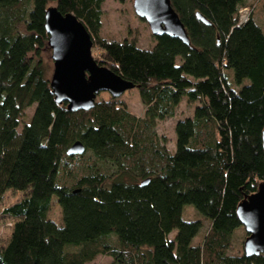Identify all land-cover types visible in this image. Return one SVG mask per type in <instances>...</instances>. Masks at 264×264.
<instances>
[{
    "label": "trees",
    "instance_id": "1",
    "mask_svg": "<svg viewBox=\"0 0 264 264\" xmlns=\"http://www.w3.org/2000/svg\"><path fill=\"white\" fill-rule=\"evenodd\" d=\"M102 3L0 0V204L8 191L24 194L2 211L13 223L0 264H86L99 255L111 264H264V254L230 253L243 228L236 207L264 181V32L254 10L240 23L246 0H170L189 44L152 35L147 50L100 37ZM48 7L84 25L100 52L93 59L134 85L143 117L113 98L88 112L55 103ZM183 99L193 111L176 122L170 152L155 126ZM77 141L84 154L68 156ZM186 205L198 219H183Z\"/></svg>",
    "mask_w": 264,
    "mask_h": 264
},
{
    "label": "water",
    "instance_id": "2",
    "mask_svg": "<svg viewBox=\"0 0 264 264\" xmlns=\"http://www.w3.org/2000/svg\"><path fill=\"white\" fill-rule=\"evenodd\" d=\"M132 6L153 36L166 35L189 44L185 28L170 0H133ZM197 17L202 23L210 25L201 15L197 14ZM44 28L53 61L49 84L56 104L66 103L67 110L71 112H88L95 106L100 93H108L115 99L134 89L133 84L95 62L91 37L74 15L61 14L55 7H48ZM261 139L264 152V130ZM84 152V146L77 141L66 154L79 156ZM235 212L247 234L243 254L247 257L264 254V181L259 183L254 193L242 199Z\"/></svg>",
    "mask_w": 264,
    "mask_h": 264
},
{
    "label": "rangeland",
    "instance_id": "3",
    "mask_svg": "<svg viewBox=\"0 0 264 264\" xmlns=\"http://www.w3.org/2000/svg\"><path fill=\"white\" fill-rule=\"evenodd\" d=\"M263 0H246L247 8H243L239 11L240 19L251 15L253 11V18L261 27L264 32V16L261 10ZM133 0H103L102 3V16H101V29L99 32L100 37L109 41H122L123 39L135 40L136 46L141 49H151L155 45V38L152 36L147 24L137 17L134 13ZM92 54L100 56L99 50L92 48ZM44 58L50 69V77L53 70V61L51 60V50L45 52ZM179 62V59H178ZM50 79V78H49ZM111 97L108 93H100L96 97V102L109 100ZM117 102L125 105L127 112L136 116L143 117L145 107L143 106L137 89H131L123 93L120 97L115 98ZM194 104L188 103L183 99L179 106L176 108L172 117L162 121H158L155 126V131L159 137H164L165 146L170 152L175 150V132L174 126L179 119L190 116L193 111ZM35 106L28 108L25 111V117L18 127L20 132L22 125L27 123L32 116ZM24 196L23 193L8 191L4 194L2 202L0 204V247L6 245L12 229V219L3 215V209L13 205ZM50 217L53 219L59 218V210L57 207H53L50 212ZM182 217L184 220L191 221L198 219L196 211L192 206L186 205L182 210ZM209 222L205 221L202 231L194 239V243L201 244L203 237L208 230ZM247 234L244 229H239L232 240L231 254L239 255L243 253V242ZM86 264H111V258L106 255H99L95 260Z\"/></svg>",
    "mask_w": 264,
    "mask_h": 264
},
{
    "label": "built area",
    "instance_id": "4",
    "mask_svg": "<svg viewBox=\"0 0 264 264\" xmlns=\"http://www.w3.org/2000/svg\"><path fill=\"white\" fill-rule=\"evenodd\" d=\"M248 20V18L247 17H245V18H242V19H240V23H244V22H246Z\"/></svg>",
    "mask_w": 264,
    "mask_h": 264
}]
</instances>
